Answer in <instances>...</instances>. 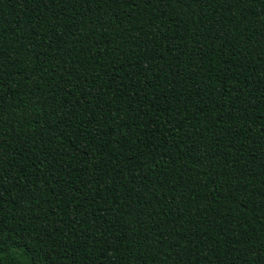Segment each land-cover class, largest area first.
<instances>
[{
	"label": "trees",
	"instance_id": "obj_1",
	"mask_svg": "<svg viewBox=\"0 0 264 264\" xmlns=\"http://www.w3.org/2000/svg\"><path fill=\"white\" fill-rule=\"evenodd\" d=\"M0 264H264V0H0Z\"/></svg>",
	"mask_w": 264,
	"mask_h": 264
}]
</instances>
